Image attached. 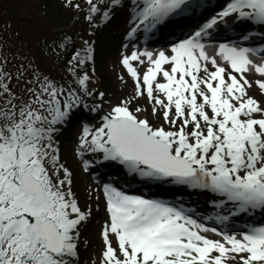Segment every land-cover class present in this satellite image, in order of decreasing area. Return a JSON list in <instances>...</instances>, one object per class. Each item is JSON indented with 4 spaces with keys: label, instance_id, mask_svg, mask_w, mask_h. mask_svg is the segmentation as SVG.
<instances>
[{
    "label": "snow or ice",
    "instance_id": "1",
    "mask_svg": "<svg viewBox=\"0 0 264 264\" xmlns=\"http://www.w3.org/2000/svg\"><path fill=\"white\" fill-rule=\"evenodd\" d=\"M62 3L93 28L130 6V40L182 20L202 23L167 48L122 54L133 91L115 103L91 87L95 70H83L94 61L89 40L54 42L65 80L5 51L0 37V264H80L93 210L74 190L57 136L93 97V112L109 110L78 136L83 172L114 162L146 189L179 193L136 194L113 182L89 188L90 199L102 193L107 214L98 264H264V220L254 221L264 217V0H223L218 10L207 0ZM227 30L259 46L206 43ZM142 99L146 106L134 107ZM193 195L206 197L210 215ZM245 217L251 222L237 223Z\"/></svg>",
    "mask_w": 264,
    "mask_h": 264
},
{
    "label": "rangeland",
    "instance_id": "2",
    "mask_svg": "<svg viewBox=\"0 0 264 264\" xmlns=\"http://www.w3.org/2000/svg\"><path fill=\"white\" fill-rule=\"evenodd\" d=\"M4 2L7 8H3ZM46 3L54 4L59 9L58 15L55 12L57 16H52L48 13ZM25 6L28 8L27 10ZM9 11L16 16H12ZM59 17H61L60 23L57 22ZM83 17V13H76L71 9L65 8L62 0H0V37H2L5 51L9 49L19 50L21 54L28 55L30 58L34 57L31 49L33 45L34 48L36 46L35 42H33V32L37 27H42L41 31L45 32L42 35V39L53 35L58 44L66 42L65 37H71L75 40L77 46L81 45L83 40H89L93 43L94 47V61L89 62L83 70L91 72L94 69L91 87L98 92H105V100L112 101L113 103L118 102L120 99L132 94L133 88L132 86H128L127 82H121L119 78L121 73L111 66L120 45V43L116 42L115 29L113 28L114 22L109 23L101 18L95 22V27L93 28L89 27ZM159 48H163V46H159L157 49ZM34 58L52 76L59 78L63 75L65 80L69 79L64 73L62 59L58 65H55L52 60ZM97 102L95 97L86 100V108L91 110V115L97 114V112L92 111L94 104ZM135 106H146V100H140ZM108 108L109 105L105 104L104 108L98 113L102 115L109 110ZM80 112L82 110H79L78 113ZM148 115L151 119L150 109ZM82 118L81 114H78L73 121ZM89 122H93V125L98 126V122L95 123L93 120ZM89 122L79 125V129L82 130L83 125H89ZM65 133H59L57 140L60 143L64 161L74 172V190L77 192L81 204L90 203L94 211L90 220L82 226V241H86V244H82L81 246L80 264H92L93 260H97L98 264L101 240L100 232H97L96 229L100 227V230L103 226L99 224L100 220L98 217L102 213L101 204L99 200L97 201L88 197L87 191L89 188L85 187H87L92 177L90 174L83 172L81 162L75 159L74 149L68 147V145L75 143L70 141L71 136H67ZM117 172H119L118 169Z\"/></svg>",
    "mask_w": 264,
    "mask_h": 264
},
{
    "label": "bare ground",
    "instance_id": "3",
    "mask_svg": "<svg viewBox=\"0 0 264 264\" xmlns=\"http://www.w3.org/2000/svg\"><path fill=\"white\" fill-rule=\"evenodd\" d=\"M221 2H223V0H207L206 6L208 8H212V7L215 8L218 5V3L220 4ZM25 9L26 10L28 9L27 6H25ZM119 9H120V15L121 16H123V15L128 16V17L131 16V7L130 6H128L126 8H119ZM197 19L198 18L182 20L179 23H173L171 25L165 26L162 30H158L159 38L162 41H165L164 43H169L175 38V36L178 33H181L183 31L188 30L189 26L194 24L197 21ZM112 21L114 22L116 41H123L122 40V31L124 28V21L125 20H119L117 18H113ZM241 27H247V26L243 25ZM233 32H236V31H233ZM167 47H169V46H167V45L164 46V48H167ZM133 48L134 47L130 45V46L124 47L120 51H117V54H115L116 57L114 58V62L111 64V66H113V68L117 69L121 73V76H124V81H121V82H127L128 86H132V81L128 77L126 70L120 64V59H121L122 54L130 53L133 50ZM95 159L98 160L99 157H95ZM96 167H99L101 169V177L90 178L91 179V181L89 182L90 185L88 184L89 186L87 185V187H85V188L95 187L97 185V183L101 184V182L99 180H102V181H103V179L106 180V177H108L110 179L107 182H114V183H118V184L121 183L120 185H124L123 187L126 188L123 181H129L131 179L130 176L117 172V169H119L121 166H119L118 164H116L114 162H104L103 164H98V166H96ZM139 188H143L140 190L141 193L144 192V193H149V194H161L163 196L170 197V198H172L176 195H179V193L175 192V190L170 188L169 186H163L160 188L153 187L151 190H149V189H146L141 184V187H139ZM195 196H197V195H195ZM185 199H188V197H185ZM191 199L193 201H198L196 198H191ZM99 202L101 205L103 204V196L102 195H100ZM198 202H199L198 208L202 210V213L210 210V207H206L203 200L198 201Z\"/></svg>",
    "mask_w": 264,
    "mask_h": 264
},
{
    "label": "trees",
    "instance_id": "4",
    "mask_svg": "<svg viewBox=\"0 0 264 264\" xmlns=\"http://www.w3.org/2000/svg\"><path fill=\"white\" fill-rule=\"evenodd\" d=\"M3 4H4L3 8H7L6 3L4 2ZM46 7H47L48 13L50 15H52V16L58 15L59 9L57 7H55L54 4L46 3ZM55 12L57 15H55ZM10 14L12 16H16V15H13L11 12H10ZM60 19H61V17L58 18V20H57L58 23H60ZM41 28L37 27L34 30L33 35H34L35 39L31 36L33 38V42H35V45H36L35 48L33 45L32 49H31L32 55H36L39 59L41 58V59H47V60H50V59L59 60V59H57V57L55 55H53V53L51 51L52 48L55 47V44H58L57 40L54 38L53 35H49V36H47L46 39H42V35L45 32L41 31ZM54 42H55V44H54Z\"/></svg>",
    "mask_w": 264,
    "mask_h": 264
}]
</instances>
